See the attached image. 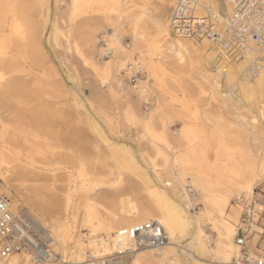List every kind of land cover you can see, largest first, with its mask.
Instances as JSON below:
<instances>
[{"label": "rangeland", "instance_id": "obj_1", "mask_svg": "<svg viewBox=\"0 0 264 264\" xmlns=\"http://www.w3.org/2000/svg\"><path fill=\"white\" fill-rule=\"evenodd\" d=\"M59 1L60 4L56 0H0V53L14 56L15 60L26 66V74L13 75L23 79L25 87L21 90L25 93L20 91L24 97L22 106H25L26 115L29 114L27 119L21 120L13 116L0 118V137L5 135L3 145L7 149L5 155L0 156V188L24 203L22 214L25 220L33 225L36 221L45 223L51 234L59 229L71 230L72 237L66 240L67 259L70 261L74 255L75 238L90 230L82 225L85 220L92 224L106 221V230L112 231L116 226L115 218L124 207V200L130 206L152 210L151 215L159 216L165 211V203L163 205L150 196L149 191L157 189L159 184L171 182L174 187L171 195L178 204L185 207L191 199V212L192 209L204 211H198L196 215L202 219L204 233L210 236L211 246L215 247L217 234L205 214L204 194L211 192L210 182L214 187L217 185L214 182H218L234 190L228 202L231 208L228 219L235 226L242 210L235 202L242 198L257 201L261 215L253 247L259 249L264 257V244L258 239V234L264 232V198L255 194L261 192L264 182H246L245 185L246 175L240 169L235 171L233 179L218 174L223 164L227 166L228 158L223 157L224 154L228 153L230 159L237 160L248 154L255 160L258 153L264 158V115L259 112L258 106V102H262L261 94L250 92L253 97L249 96V99L244 96L239 89L241 84L225 68V61L219 57L217 48L205 40L203 44L202 41L193 40L199 43L193 49L194 53L190 50L182 65L176 63L171 52L163 46L164 43L157 41L154 25L142 18V8L136 3H130L119 20L117 13H108L105 17L101 4L94 0H85L70 10L68 6L71 0ZM152 2L156 18L161 20L171 16L170 6L173 5H164L162 0ZM15 19H18L20 26L13 31ZM108 29L122 40L128 55L134 54L131 62L127 56L123 58L125 66L119 69L118 74L121 85L95 69L94 61H108L116 55L114 44L105 31ZM145 30H151V33ZM3 33L6 34L5 38ZM7 35L9 39H6ZM104 40L114 48V55L110 58H103L101 53L103 44L100 46L99 43ZM131 40L137 43L133 44ZM157 47L165 54L156 51ZM146 52L153 54L150 60L146 58ZM139 56L143 59L138 60ZM151 63L155 65V70L149 77L148 65ZM137 64L146 69V76L139 83L147 88V101L139 100L134 92H130L129 86L132 84L123 79L127 66ZM31 79L39 80V84L35 82L34 87L35 80ZM47 80H53V83L46 84ZM121 87H126V91H122ZM38 94L40 100L36 97ZM31 101L34 105L28 104ZM28 105L38 107L33 109ZM52 109H57V112ZM43 111L46 114L41 113ZM54 112L59 116L56 117ZM173 119L183 120L185 127L181 131L172 129ZM224 145L226 149H223ZM200 146L204 148L201 151L198 150ZM8 150L10 154L5 153ZM18 161L25 163L24 167L28 165L27 170L34 164L42 170L47 169L48 178L33 182L23 175ZM128 168L139 170L137 182L127 175ZM201 171L200 184L185 179ZM187 190L188 199L185 196ZM39 201H42L41 204ZM221 208L224 209V206ZM106 230L101 228L94 234L101 235ZM193 231L192 222L180 224L177 236L179 246L186 247ZM189 249L193 250L191 247ZM165 251V256L161 258L164 264H171L164 257L172 262L175 260L176 264L182 259H185L182 264L193 263L189 253L183 252L180 247H169ZM197 251L193 250L201 258V253ZM20 257L23 263L30 264L27 258ZM204 259L212 260L210 255Z\"/></svg>", "mask_w": 264, "mask_h": 264}, {"label": "bare ground", "instance_id": "obj_2", "mask_svg": "<svg viewBox=\"0 0 264 264\" xmlns=\"http://www.w3.org/2000/svg\"><path fill=\"white\" fill-rule=\"evenodd\" d=\"M83 1H85V0H71L70 4L68 6V9L70 10L71 8L72 9L76 8ZM94 1L97 4H101V8H102L101 11H102V14H105L104 15L105 17L108 16V13H117V17H118L119 20H120V18H123L124 13L126 11L125 8L130 3H136L137 5H139V7L142 8L140 10L142 18H144L145 20L150 21L154 25V27L156 29V32H157V41L159 43H164L163 46H165L169 50V52H171L172 57L175 59L176 63H178L179 65H182L183 63H185V58H186L187 53L190 52V50H191V52L194 51L197 48V44H199V43H196L193 40L188 39L186 37H180V36L173 35V33L171 31V26H170V17L165 18V19H161V20L159 18H156L154 16V12L152 11V6H153L152 0H94ZM162 1H163L164 5H168V4L169 5L171 4L173 6L175 5V2L173 3L172 0H162ZM59 2H60L59 0L58 1L56 0V3H59ZM173 6H170V7H173ZM21 12H22V10H21ZM193 12L195 14V16H194L195 18H199V17L202 18V16H200V15L205 13V12H209L210 14H213L216 18H218V21H217L218 25H219L218 27L223 28L225 34L229 33L228 28H227V24H226V18L220 12V6H219L218 0H198V2L195 4ZM2 14H3V12H2ZM17 18H18V16H17ZM92 20H94V19L92 18ZM96 20H94V21H96ZM196 20L197 21L195 22V24L203 23L200 19H196ZM101 21H103V20H101ZM104 21H106V19ZM119 25L121 26V24H119ZM3 26H5V25H3ZM19 26H20V24H19L18 19L13 20V23H12L13 31L19 29ZM110 26H109V28H110ZM1 27H2V25H1ZM4 29L6 30V28H4ZM36 30H37V28H36ZM105 31L107 32V34L109 35L108 37L111 39V41L114 44V48L116 50V55H115V57L111 58L108 61H103L102 60L103 61L102 62L101 59H98L97 61H94L95 69H96L97 72L101 73L102 75L108 76V77L110 76L113 80H115V82L119 83L120 82V78L118 77L119 69L125 66V65H123V58L125 56H127L129 58V61L131 62V61H133V56L132 55H134V54L128 55V52H127L126 48L123 47V45H122V43H123L122 40L117 38V35H115V33L111 29H108V30H105ZM148 31L151 33V30H148ZM148 31H146V32H148ZM116 32H118V31H116ZM153 33L154 32L152 31V34ZM5 35L6 34H4V36H3L4 38L6 37ZM154 35H155V33H154ZM0 37H1V35H0ZM7 37H8V35H7ZM17 38H19V37H17ZM143 38H144V36H143ZM223 38H225V37H222L219 40V43H222V40H224ZM6 39H9V37L6 38ZM31 39H32V37H31ZM35 40L37 41V39H35ZM132 42H134V41H132ZM136 43L137 42H134L133 44H136ZM201 43L203 44L204 41H202ZM99 44L101 46L102 42H100ZM108 45H110V43ZM22 46H23V44H22ZM135 46H137V45H135ZM145 48H147V47L145 46ZM102 49H103V51H101V53L103 55V52L105 51L103 46H102ZM147 49H146V51H147ZM155 50L159 51L162 55L165 54V52L161 51L158 47ZM147 53H148V55H147ZM192 53H194V52H192ZM93 54H94V52H93ZM7 55H8L7 53H3V52L0 53V118H3V119L6 118L7 119V118H10V117L13 116L14 118H20V120H21V118L23 119V118H26V117L29 116V114H27L28 116L26 115V111L24 109L25 106H22V104H24V100L22 98H24V97L22 96V94L20 92V91H23V90H21V88L23 87V89H24L25 86H23V85H25V84L24 83L22 84L23 79L14 77L13 74H15V73L23 74V73H25L26 72V66L23 64V62L21 63L19 60L18 61L15 60L13 58L14 56L8 57ZM142 55H143V53H142ZM146 55H147L146 58H149V57H152L153 54H151L150 52H146ZM88 56H90V55H88ZM31 57H32V55H31ZM141 59H143V57L139 56L138 60H141ZM223 59L225 61V68L230 70V75H232L233 77L236 78L237 83L239 81V83L241 84V87L239 89L243 91V95L244 96H246V97L248 96V99H249L250 98L249 96L253 97L250 94V92H252V93L253 92H258V93L261 94V95L260 94L259 95L262 98V102H258L259 103L258 106L260 108L259 112L262 115H264V71L260 75L259 78H257V79L252 81V80H249V79H247L245 77V69H246V66L248 64V62H247L248 60L247 59L246 60L242 59L241 61H238V62H234V61H232L231 59H229L227 57H225V58L223 57ZM32 60H33V57H32ZM148 60H150V58ZM38 62H39V60H38ZM231 64L234 67H232ZM40 65H41V63H40ZM145 66L146 65H144V67ZM132 67L134 68L135 66H132ZM148 67H149V70H148V74L149 75L148 76L150 77L151 74H154L155 65L151 63V64L148 65ZM38 70H40V69H38ZM54 71L56 73V70H54ZM55 73H54V75H55ZM50 74H48V75H50ZM26 76H28V75H26ZM35 79H31V80H35ZM50 81L47 80L46 84L48 82L51 83V84L53 83L52 82L53 80L51 82ZM35 82L39 84V80H37V81L35 80L34 83H33V86L35 85ZM40 82H42V81H40ZM92 82H93V80H92ZM121 82H120V85H121ZM113 83H114V81H113ZM38 84H37V86H41V85H38ZM54 84H56V83L54 82ZM44 86H46L45 83H44ZM122 89H121L122 91H126V87H123ZM129 91L132 92V93L134 92L139 100L147 101L148 93H147V88L144 85H141L140 83H138L137 86L131 85V86H129ZM33 92H35V90ZM22 93H25V92L23 91ZM32 94L33 93H31L30 95L32 96ZM123 94H125V93H123ZM248 94H250V95H248ZM39 96L40 95L38 94L36 97H38V99L40 100ZM32 97L35 98V96H32ZM58 97H57V99H60V100L62 99V98H58ZM30 100H31V98H30ZM45 100L46 99H44L43 101H45ZM32 101L29 102L28 104H31ZM53 101H54V99H53ZM25 103H27V102L25 101ZM32 104L34 105V102ZM50 105H52V104H50ZM156 105L158 106V104H156ZM28 106H30L31 108L34 107L36 109L38 107V106L37 107H35V106L32 107V105H28ZM69 106H70V104H69ZM54 107H55V104H54ZM54 107H52V108H54ZM160 107H161V105H160ZM29 108H27V112H28ZM34 111H36V110H34ZM37 112H34V114H36ZM41 113H45V112L43 111ZM55 114L57 115L58 113H55ZM60 115H62V114H60ZM41 116H42V114H41ZM58 116L59 115H57L56 117H58ZM31 117L34 118V116H31ZM46 117H47V115H46ZM50 117H52V116H50ZM25 122H26V120H25ZM35 122H36V120H35ZM65 123H66V121H65ZM46 124H48V123H46ZM54 124L55 123H53V125ZM62 124H63V122H62ZM62 124H61V127H62ZM42 125H44V124L42 123ZM56 126H55V128H56ZM59 127H60V125H59ZM34 128H36V127H34ZM39 128H40V126H39ZM49 129H51V128H49ZM44 133L45 132H43V134ZM47 135H49V133ZM3 136H5V135H3ZM3 136L0 137V139L2 140V142H0V156L1 157L4 154V151L7 150L5 148V146L3 145V144H5L3 142L4 141V139H3L4 137ZM48 138H49V136H48ZM48 138H47V140H48ZM182 143H183V141H182ZM222 147H223V149L227 148V146H225V145L222 146ZM203 149H201V146H200V148L198 150L201 151ZM17 150L19 151V149H17ZM5 153H9V150H8V152H5ZM15 153H16V150H15ZM249 155L250 154H248V156H246L245 158H242V156H241L237 160V159H234V158L230 159L228 153L224 154L223 157L228 158V160H227V166L228 167L226 166V164H223V166H225V168L222 166L221 169H219V173L218 174L222 175L223 178L233 179L234 176H236L235 171L237 169H240L242 174L246 175V178H244L245 179V181H244L245 185H246V182H251V183H254V184H260V183L264 182V158L261 157L259 153L256 155L255 160L253 159L252 155H250V156ZM17 160H18V158H17ZM19 160H21V159H19ZM25 161H26V159H25ZM29 161H27V162L30 163L31 161L30 162ZM175 162L176 161H174V163ZM22 163H23L22 161L19 162L20 166H18V167L19 168L21 167L22 170H23V175L24 176L26 175L32 181L34 180V181H36L38 183V182L44 181V180H46L48 178L47 177V173L45 172L47 169L42 170V169L38 168L37 166H34L35 165L34 164L32 166H29L30 169L27 170L28 167H26V166H28V165H26L25 166L26 168H25L24 167L25 163L24 164H22ZM47 165H48V163H47ZM42 168H44V167H42ZM19 171H21V170H19ZM203 171H201V172H199L197 174L195 173L193 175H190V176H188L185 179L188 180V181H191L192 183L200 184L202 182V178H201L200 175L203 174ZM193 172H195V171H193ZM153 174H155V173H153ZM24 179H26V178H24ZM214 183L217 184L215 186L216 188L213 186V183L210 182L209 184L211 185V192L207 193V194H204V199H205V202H206V213L205 214L209 218L211 223L213 224V226H214L213 228H214V230H215V232L217 234V239L215 240V243H216L215 247L211 246L212 239L210 238V236L206 235L204 233V229H203V226H202V219L199 216L196 215V213L198 211H200L201 213H203L204 211L201 210V209H199L198 211H196L195 209L194 210L192 209V212H191L190 205H189L192 202L191 199H189V202H188V204L185 205V207L181 206V204H178L172 198L173 194L171 195V192L174 189L173 183H171V182H166L164 185H160L159 184V185H157V189H153V190L149 191L150 196L154 197L156 200L161 202V204L165 203V209L163 208L165 211L163 213L161 212V214L159 216H156V214H154L155 216L151 215V211L152 210H147V209L142 210V208H141V210H142L141 211V210L137 209L136 206L135 207L130 206L128 204L129 202L127 203L124 200L123 201L124 207L121 209L120 215L115 218L116 226L112 229V231L106 230V227L108 226L106 221H104L103 223L92 224L91 221L85 220L82 225L84 227H87V228L89 227L90 230H87V233L83 234V236L75 238V241L73 240L74 241V247H73L74 251L73 250L72 251H73L74 255L72 257V260H70V261L67 259L68 250H67L66 240L68 238L72 237V233L73 232L71 230L59 229V230L55 231L54 234L53 233L51 234V232L48 230V227L45 225V223H43V222L42 223H38L36 221L35 224L33 225L28 220H26V221L31 223L38 231L43 232V233H47L48 232L50 234V241L52 242V261L46 262L44 264H55L54 260L59 261L60 262L59 264L82 263V262H85L86 259L89 256L93 257V258H96V259L107 258L110 261H113L114 264H164L163 260L161 261V258L166 253L165 249L166 248L169 249V247L170 248H172V247H174V248L175 247L176 248L180 247L183 250V252H188L189 253V257L192 258V260H193V263H191L192 261L190 262L188 259H186V260L189 261V262H187V264H217V263L218 264H224V263H228L238 251L237 247L235 246L234 239H233V237L235 235V231H236V226L228 219V212L226 210L228 208V202L230 201L231 197H233L234 190L233 189L231 190V187L223 186L222 184H219L218 182L217 183L214 182ZM194 185L197 188L199 187L196 184H194ZM219 186H221V188ZM219 188H220V191H218ZM123 189H125V188H123ZM120 190L121 189H119V191ZM123 191H125V190H123ZM248 193H250L249 190H248ZM185 194H186L185 195L186 198L188 199L189 198V190H187L185 192ZM0 197L5 198V199L8 200L9 205H10V210H11V212L14 215H16L19 218L25 220L26 217H25L24 214H22V212L25 210V208H24L25 206H24V203L21 200H19L18 198L13 197L11 194H6L5 190L2 189V188H0ZM41 202H40V204H41ZM161 204H160V206H161ZM222 206H224V209L221 208ZM161 207H163V206H161ZM229 207H230V205H229ZM152 213H153V211H152ZM148 221H157V222H159L162 225V227L164 228L166 234L168 235V240L169 241L167 243V246L160 253H156L153 250H150V251L149 250H144V251H141V252H139V251L133 252L132 251L131 253H127L126 251L131 249L132 247H131V245L128 242L122 241L117 236V232L122 227H130V226H132L134 224L148 222ZM190 222H192V224H194V231H193V234H192V237H191V241L187 243L186 247H183V245L179 246V244H178L179 242L177 240L178 227H180V224L187 225V224H190ZM101 228H105L106 231H105L104 234H101V235L94 234L96 232H99L98 229H101ZM92 234H94V235L91 236ZM70 239H69V241H70ZM188 247L189 248L191 247V249H193L195 251L198 250L197 252L201 253V258L197 257V255L194 254L193 250H190ZM148 251L150 253H148ZM168 252H170V251L168 250ZM123 254H126L125 255L126 259L122 263V259L124 258ZM208 255H210V257L212 259L211 261H206L204 259V258L208 257ZM20 256H22V255L15 254V255L9 257L8 259H5V260L0 259V264H25V263H23V259ZM59 256L61 258H59ZM164 259H165V261L166 260L169 261V263H171V264H176L174 262L175 260H173V262H174L173 263L168 258L164 257ZM176 259H177V255H176ZM117 260H118L119 263L116 262ZM183 260H185V259H182V261L178 262L177 264H182L184 262Z\"/></svg>", "mask_w": 264, "mask_h": 264}, {"label": "built area", "instance_id": "obj_3", "mask_svg": "<svg viewBox=\"0 0 264 264\" xmlns=\"http://www.w3.org/2000/svg\"><path fill=\"white\" fill-rule=\"evenodd\" d=\"M171 9L170 26L175 36L186 37L200 42L207 41L218 50L219 57L236 60L247 59L245 77L255 80L264 71V0H219L220 12L226 18L229 33L218 27V18L209 12L195 18L193 9L198 0H174ZM196 19L203 23L195 24ZM222 43L219 40L222 38ZM103 58L114 55V49L102 41ZM247 57V58H246ZM146 76L141 65H130L123 78L137 86ZM235 204L242 209L240 222L233 237L237 253L224 264H264V258L251 249V241L256 234L261 211L254 198H242ZM117 236L131 245L127 253L140 250H153L160 253L168 243V235L157 221L138 223L123 227ZM18 254L27 258L30 264H44L52 261L50 234L38 231L31 223L14 215L7 199L0 197V259H8ZM126 254H123L125 261ZM55 264L59 261L54 260ZM70 264H114L113 261L88 257L82 263Z\"/></svg>", "mask_w": 264, "mask_h": 264}, {"label": "crops", "instance_id": "obj_4", "mask_svg": "<svg viewBox=\"0 0 264 264\" xmlns=\"http://www.w3.org/2000/svg\"><path fill=\"white\" fill-rule=\"evenodd\" d=\"M129 67V65L127 66V68ZM126 68V69H127ZM125 69V70H126ZM171 123L173 124L172 126H171V128L172 129H174V130H177V131H181L184 127H185V122L183 121V120H179V119H173V120H171ZM137 171H138V174H139V170L138 169H136V168H128V169H126V172H127V175L128 176H130L131 177V179L133 180V181H135V182H137ZM256 195H258V196H261L262 198H264V186L262 187V190H261V192H257V193H255ZM238 209H240V208H238ZM227 212L228 213H230L231 212V208L230 207H228L227 209ZM240 216H239V220H238V223L237 224H239V222H240V217H241V214H242V210H240ZM255 237L256 236H254V238H253V240L251 241V249L254 251V252H256V253H258V254H260V250L259 249H254V247H253V242H254V240H255ZM258 239H259V242H261V243H263L264 244V232H263V234L261 233H259L258 234ZM261 255V254H260Z\"/></svg>", "mask_w": 264, "mask_h": 264}]
</instances>
